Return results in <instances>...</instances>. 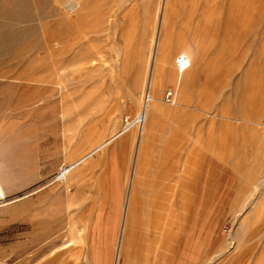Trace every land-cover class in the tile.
Instances as JSON below:
<instances>
[{
  "label": "rangeland",
  "instance_id": "obj_1",
  "mask_svg": "<svg viewBox=\"0 0 264 264\" xmlns=\"http://www.w3.org/2000/svg\"><path fill=\"white\" fill-rule=\"evenodd\" d=\"M65 1L22 0L10 9L13 3H0L27 15L0 16L25 32L0 59V264H113L141 122L80 164L68 190L57 177L136 117L133 99L111 112L124 100L112 76L130 84L139 101L146 98L139 85L161 1L81 0L74 23ZM172 5L159 50L168 78L163 110L140 145L137 191L182 185L186 196L193 184L198 199L185 200L188 210L179 211L167 235L154 231L149 256L140 211L119 264H264V0ZM202 31L216 70L212 84L193 82L192 103L210 99L207 109L216 116L192 110L185 124L166 94L182 56L198 51Z\"/></svg>",
  "mask_w": 264,
  "mask_h": 264
},
{
  "label": "bare ground",
  "instance_id": "obj_2",
  "mask_svg": "<svg viewBox=\"0 0 264 264\" xmlns=\"http://www.w3.org/2000/svg\"><path fill=\"white\" fill-rule=\"evenodd\" d=\"M7 1L13 3V4H11V6L8 9L13 7L12 5L17 7L18 4H20L22 2V0L21 1H19V0H7ZM54 1L56 3H58V4L61 3L60 2L61 0H54ZM160 1H161L160 13H159V16H156V19L158 21V27H157L158 29H157L156 35L154 37L152 36V43L151 44H153V47H152L151 61H150L149 67L147 66L148 67L147 74L145 73V77L142 79V81H141V83L139 85V90L141 89L139 91V93L141 91H144V93L146 95V98H144L143 100L139 101V99H138L139 97L138 98L134 97L136 95V93H135V90L133 91L130 88L131 87L130 84L128 85V83H126L124 80H122L123 78L120 79V77L114 76V74H113V76L111 75L112 77H114L113 81H115V83L117 82L119 84V89L123 91V95H121L119 97L124 99L122 102H121V99H120V101H119L120 103H118L117 105H115V104H114L115 106L112 105L111 112L114 113L115 111L120 109V107H123L126 103H128L129 100L133 99L132 107H133V109L136 108V110L134 109L136 117L128 125H126L121 131H119L115 136H113L109 140L104 141L103 143H101L97 147L93 148V150H91L88 154L82 156L81 158H79V159H77L75 161H71L68 164L64 165L60 169V172H59L58 177H57L58 180H60L62 183H64L65 189L68 190L70 185H71V183H72V181L75 180L81 173V169L78 168L80 166V164L84 163L92 155H94L98 151L102 150L114 138L121 136L122 133H125L127 130H130L136 123L141 122V131H140V135L138 137L137 143H136L135 156H134V159H133V163H132V167H131V170H130V174L128 173L129 174V177H128L129 181H128L127 188H126V194H125V199H124L123 208H122V214H121V219H120V231H119V235H118V237L116 239V243H115V253H114L113 264H119L120 257L125 252L124 251V247H123V242H124V236H125V233H126V230H127L128 222H129V219H128L129 218V212L131 213L132 210H133L135 197H136V189H137V186L141 182L140 181V176L142 174V167H141V164H139L140 163V159H139L140 145H141L142 141L145 140V138H147L149 136V134H150L149 132H150V126L152 124V118H154L156 114L162 112V110H163L162 109V105H161L160 96H161L162 90L164 89V85L167 84L166 83L167 75L165 74V72L163 71V69L161 68L160 63H159V56H160L159 50L161 48L162 40L165 39L166 35L168 34L170 20H171V18L173 16L174 12H173L172 0H160ZM18 2H20V3H18ZM81 2H82L81 0H66L65 1V3H66L65 4L66 5L65 8L67 10V14L69 16H72L69 19L73 23L76 22V21H80L81 20V10H82L81 9ZM0 3L2 4V0H0ZM5 5L7 6V4H5ZM6 6H4V7H6ZM8 6H9V4H8ZM262 6H263V3H262ZM6 8H2L1 5H0V16L5 18V19L6 18H10V17H16L15 19L18 20V19H21V18L24 19L27 16L25 14L18 13L16 11V9H14V8H13V11H11L12 10L11 9L10 12L8 10H6ZM56 8H57V6H56ZM22 9H21V11H22ZM17 10L19 11L20 9L17 8ZM174 11H175V9H174ZM229 11H231V10H229ZM60 12L61 11L59 10V13ZM263 19H264V17H263ZM24 33L25 32L22 29L17 28L14 25L6 24L3 21L0 22V59L5 58L7 55H9L16 48L17 42L19 43V41H22L21 39H22V37H23L22 35ZM205 33H206L205 31H202V33H200V40H199V43L197 45V48H198L197 52H195V53H185L184 56L180 55V56H182V58H181V61L179 62V66H178V68H179L178 69V79L176 81L173 80L171 82L172 83V89L170 90L171 91L170 94L173 96L172 100H174V106H175V108H174L175 111L174 112H177L178 114H180L181 117L183 116L182 118L184 119V123L185 124H187V122L189 121V117L192 116V114H191V113H193L192 110L200 112V113L203 112V113H206V114H210V115L216 116V114H214V112H210L207 109V107L210 105V103H209L210 99L207 100L205 103H202V104L201 103L200 104L192 103V101H193L192 97H193L194 91H195V90H192V87H195L196 83H197L196 82L195 86H194L193 82L200 81L203 85H204V83L206 81L209 82L210 84H212L214 82V73H215V70H216L215 69V61H216L215 59L216 58L214 57L215 59H213L212 56H211V49H210L211 47H209L210 45H209V43H207L208 42L207 40L210 38V36L208 38ZM259 34H261V33H259ZM58 44H60V42L57 43V45ZM61 46H63V45H61ZM56 52L58 53V51H56ZM52 55H53V53H52ZM70 55L72 56L73 54H70ZM19 56H21V55H19ZM19 56H17V57H19ZM60 56H62V55H60ZM71 56H68V57L70 58ZM24 57H22V58H24ZM22 58H21V60H22ZM69 58H67V59H69ZM62 59H64V58H62ZM67 59H65L66 61L65 60H63V61L64 62H68ZM56 61L57 60L54 61L55 64H56ZM28 62H30V61H28ZM60 64H61V62H60ZM34 71L36 72L37 69L34 70ZM167 81H168V78H167ZM169 81H171V80H169ZM202 87L203 86H201V88ZM116 89H118V87L115 88V90ZM204 93L205 92L203 90H201V91H199L198 95H200V97H201V96H203ZM114 99H117V97L114 98ZM204 100H206V99H204ZM258 100H260V98ZM256 106H257V103H256ZM195 185H196V183H195ZM185 186L186 185H184V187ZM169 190H170V188H168V191ZM198 192H199V188H198ZM150 193H151L150 190H148L146 188V186H145L143 194H144V198H146L145 199V207H146L148 216L150 217L153 207H154V210H156L154 214L156 215V218H157L156 220H158V223L155 221V224L157 223L154 226V231H155L156 229H161V227L164 224H166V220L167 219H164V217H162L160 219V216L162 214L164 215V211L166 209L168 210V201H167V199H168V195L170 194V192H160L159 191L157 195H153V196H151ZM198 194L195 191V187L193 186V184H189L187 186V192H186V196L188 197L187 199H186L185 193L183 191V186L182 185L178 189L177 188L175 189L174 197H175L176 204H177V209H178L177 218H179L178 201L180 200L183 210H186V209L188 210L189 203H186L185 200L186 201H190L191 200V204L190 205H192L198 199ZM3 195H5V194H4V192H3L2 188H1L0 196H3ZM2 199H3V197H2ZM162 221H164V222H162ZM156 231H158V230H156ZM30 258H32V257H30Z\"/></svg>",
  "mask_w": 264,
  "mask_h": 264
},
{
  "label": "crops",
  "instance_id": "obj_3",
  "mask_svg": "<svg viewBox=\"0 0 264 264\" xmlns=\"http://www.w3.org/2000/svg\"><path fill=\"white\" fill-rule=\"evenodd\" d=\"M141 178H142V174L140 176V181H141ZM169 191H172V192H170V194L168 195V199H167V201H168V210H169L168 218L166 220V224H164L161 227V229H163L162 232H164V234H166V235L168 233L167 227L174 223L173 219H175V220L177 219L178 222H179V218H177L178 209H177V204H176V200H175V197H174V192L175 191H173V189H170ZM150 192H151L150 195L153 196V195H157L159 191H157L155 189H152V190L150 189ZM145 199L146 198H144V194L143 193H138V191L136 189L135 202H134V206H133L132 212L131 213L129 212V218H128L129 222H128L127 230H126V233H125V236H124L123 247H124V251H125L126 244H127V236L131 233L132 226H135V224H138V219H140L139 218V216H140L139 213L141 211L142 214H143V220H144V223H145V226H146L145 229H144L145 237L149 241L148 254H147V256H149L150 253H152V247H153L152 244H153V242H155V239H156L155 236H154V226L158 223V220H156L157 218H156V215L154 214L155 211H156V210H154V207L152 209L150 217L148 216V213H147V210H146V207H145ZM178 205H179V211L180 210L184 211L183 208H182L180 200L178 201ZM162 217H163V214L160 216V219ZM179 217H180V215H179ZM155 221L157 222L156 224H155ZM162 222H164V221H162Z\"/></svg>",
  "mask_w": 264,
  "mask_h": 264
},
{
  "label": "built area",
  "instance_id": "obj_4",
  "mask_svg": "<svg viewBox=\"0 0 264 264\" xmlns=\"http://www.w3.org/2000/svg\"><path fill=\"white\" fill-rule=\"evenodd\" d=\"M171 98H172V95H171L170 93L166 94V99H167V101H170Z\"/></svg>",
  "mask_w": 264,
  "mask_h": 264
}]
</instances>
